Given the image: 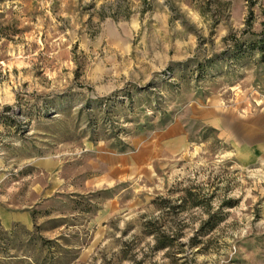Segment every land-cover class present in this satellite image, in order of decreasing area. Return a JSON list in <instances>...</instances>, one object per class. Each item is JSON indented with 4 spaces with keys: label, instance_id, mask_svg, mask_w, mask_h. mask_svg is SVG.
<instances>
[{
    "label": "rangeland",
    "instance_id": "1",
    "mask_svg": "<svg viewBox=\"0 0 264 264\" xmlns=\"http://www.w3.org/2000/svg\"><path fill=\"white\" fill-rule=\"evenodd\" d=\"M0 13V264H264V63L206 62L260 31L264 0Z\"/></svg>",
    "mask_w": 264,
    "mask_h": 264
},
{
    "label": "trees",
    "instance_id": "2",
    "mask_svg": "<svg viewBox=\"0 0 264 264\" xmlns=\"http://www.w3.org/2000/svg\"><path fill=\"white\" fill-rule=\"evenodd\" d=\"M1 14V13H0ZM1 25H0V38L4 37L1 34ZM244 34V33H243ZM225 43V50L220 53L219 55H215L214 58L207 60V63H214L215 61L219 60H226V59H238L241 56L250 55V54H258L259 61L264 63V22L261 23V28L258 33H251L249 39H237L234 37H226L224 40ZM229 41V42H228ZM201 69V68H200ZM111 97L104 99L110 100ZM103 101V99L99 100V102ZM4 111L11 110L10 106L3 107ZM0 123L2 125L10 126L11 124H6L5 120H1ZM122 150L124 149V145L122 146ZM196 205V204H194ZM224 218L218 217L215 214L209 215L208 221L205 223L207 229L203 227V232L212 231L219 223H221ZM213 221V222H212ZM163 227V226H162ZM161 226H156L155 223L151 221L145 222L143 224V231L144 234L147 236H151L154 240L153 250L156 252L165 251L172 247L173 241L177 238V234L172 232H167L165 229H161Z\"/></svg>",
    "mask_w": 264,
    "mask_h": 264
},
{
    "label": "crops",
    "instance_id": "3",
    "mask_svg": "<svg viewBox=\"0 0 264 264\" xmlns=\"http://www.w3.org/2000/svg\"><path fill=\"white\" fill-rule=\"evenodd\" d=\"M22 221L25 223V225H28L30 223V219L28 216H22Z\"/></svg>",
    "mask_w": 264,
    "mask_h": 264
}]
</instances>
